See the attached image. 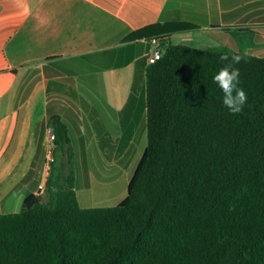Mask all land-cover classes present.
<instances>
[{
	"label": "trees",
	"instance_id": "16d2710c",
	"mask_svg": "<svg viewBox=\"0 0 264 264\" xmlns=\"http://www.w3.org/2000/svg\"><path fill=\"white\" fill-rule=\"evenodd\" d=\"M195 29L173 21L125 39L159 38L162 57L145 70L147 145L117 205L81 207L68 126L50 118L48 199L32 194L20 212L0 214V264H264V57L164 41ZM222 53L245 57L235 65L247 95L238 114L213 82ZM98 58L55 66L74 84Z\"/></svg>",
	"mask_w": 264,
	"mask_h": 264
},
{
	"label": "crops",
	"instance_id": "0c3cea01",
	"mask_svg": "<svg viewBox=\"0 0 264 264\" xmlns=\"http://www.w3.org/2000/svg\"><path fill=\"white\" fill-rule=\"evenodd\" d=\"M173 21L211 27L236 51L242 43L229 30L247 26L246 53L264 57V0H42L34 8L29 0H0V214L20 212L29 195L45 199V128L55 115L69 129L75 186H93L90 140L134 138L138 122H147L141 94L151 39H125ZM94 53L97 71L63 82L57 60ZM69 89L76 100L58 99Z\"/></svg>",
	"mask_w": 264,
	"mask_h": 264
},
{
	"label": "rangeland",
	"instance_id": "374dc122",
	"mask_svg": "<svg viewBox=\"0 0 264 264\" xmlns=\"http://www.w3.org/2000/svg\"><path fill=\"white\" fill-rule=\"evenodd\" d=\"M241 28H247V26H235L230 28L229 32L235 34L242 43V45L239 46V51L246 53L247 35L250 33H246L247 29L241 31ZM170 42L172 44H184L198 49H230L236 51L235 48L227 46L220 38L214 36L211 27H202L186 34H176ZM159 43L161 45V40ZM69 90L59 93L60 96H58V99L67 100L69 98L76 100L78 97L74 96L71 90ZM144 100L145 91L141 94V107L143 106V113ZM62 108L63 111L66 110L65 107ZM137 128L139 129H137L134 138H126L123 136L121 138L108 137L105 139L90 140L91 144L89 150L94 152L96 157H93L94 161L91 166V173L95 178L94 184L90 188H84V186H80L79 183H77L76 192L81 207H95V204L110 205L108 207H111L127 196L129 181L147 145V122L145 123L144 120H141L138 122ZM50 129L49 118L45 128V134L47 136L45 156L48 155V162L51 161L52 151ZM101 144L104 146L103 148ZM99 152L101 153V157ZM47 158L43 164L45 167L50 166V164L47 163ZM62 160L66 162V157H60L58 163L62 162ZM44 172H46V169H44ZM76 173H78V171ZM47 197L48 195L45 192V199ZM97 201L98 203H96Z\"/></svg>",
	"mask_w": 264,
	"mask_h": 264
},
{
	"label": "clouds",
	"instance_id": "9594fccd",
	"mask_svg": "<svg viewBox=\"0 0 264 264\" xmlns=\"http://www.w3.org/2000/svg\"><path fill=\"white\" fill-rule=\"evenodd\" d=\"M219 59L222 62L227 61V63H224L213 76V82L223 93V105L231 114H238L243 110V106L247 102V95L245 91L239 87L240 72L235 65L239 64L245 57L240 54L229 57L228 54L222 53Z\"/></svg>",
	"mask_w": 264,
	"mask_h": 264
},
{
	"label": "built area",
	"instance_id": "2783aa9c",
	"mask_svg": "<svg viewBox=\"0 0 264 264\" xmlns=\"http://www.w3.org/2000/svg\"><path fill=\"white\" fill-rule=\"evenodd\" d=\"M160 39L159 38H152L151 43H152V48L150 49L149 53L147 54V60L149 64H152L156 61H158L162 57V50L160 48ZM50 138L51 141L54 139V133L53 130L50 129Z\"/></svg>",
	"mask_w": 264,
	"mask_h": 264
}]
</instances>
